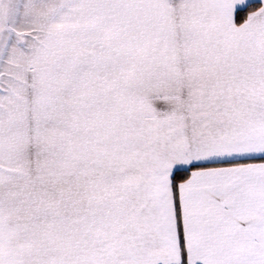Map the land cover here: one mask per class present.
<instances>
[{"label": "snow or ice", "instance_id": "obj_1", "mask_svg": "<svg viewBox=\"0 0 264 264\" xmlns=\"http://www.w3.org/2000/svg\"><path fill=\"white\" fill-rule=\"evenodd\" d=\"M0 264H264V0H0Z\"/></svg>", "mask_w": 264, "mask_h": 264}]
</instances>
